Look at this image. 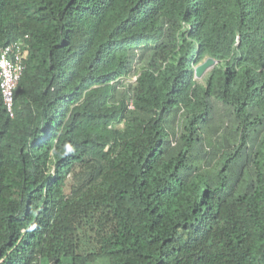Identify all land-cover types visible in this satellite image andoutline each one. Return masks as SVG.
<instances>
[{
  "label": "trees",
  "instance_id": "16d2710c",
  "mask_svg": "<svg viewBox=\"0 0 264 264\" xmlns=\"http://www.w3.org/2000/svg\"><path fill=\"white\" fill-rule=\"evenodd\" d=\"M16 40L0 264H264V0H0Z\"/></svg>",
  "mask_w": 264,
  "mask_h": 264
},
{
  "label": "built area",
  "instance_id": "2783aa9c",
  "mask_svg": "<svg viewBox=\"0 0 264 264\" xmlns=\"http://www.w3.org/2000/svg\"><path fill=\"white\" fill-rule=\"evenodd\" d=\"M27 54V44L22 40L11 41L0 47V89L11 115L14 108V91L23 73V61Z\"/></svg>",
  "mask_w": 264,
  "mask_h": 264
},
{
  "label": "water",
  "instance_id": "95a60500",
  "mask_svg": "<svg viewBox=\"0 0 264 264\" xmlns=\"http://www.w3.org/2000/svg\"><path fill=\"white\" fill-rule=\"evenodd\" d=\"M216 63V60L212 57H208L204 62L196 66L195 75L196 78H202L209 69H211Z\"/></svg>",
  "mask_w": 264,
  "mask_h": 264
},
{
  "label": "rangeland",
  "instance_id": "374dc122",
  "mask_svg": "<svg viewBox=\"0 0 264 264\" xmlns=\"http://www.w3.org/2000/svg\"><path fill=\"white\" fill-rule=\"evenodd\" d=\"M140 66H141V64H140V63H137L135 69H138ZM135 73H136V72L133 73V75L131 76V78H130L129 80H125V83L134 82L135 79H136V75H135ZM227 123H228V122H226V124H227ZM220 125H221V123H220ZM204 164L206 165V167L208 166L206 161H204ZM68 184H70V183H68ZM75 218H76V217H75ZM75 218L73 219V221L75 220ZM105 263H106V262H105ZM105 263H102V264H105Z\"/></svg>",
  "mask_w": 264,
  "mask_h": 264
},
{
  "label": "clouds",
  "instance_id": "9594fccd",
  "mask_svg": "<svg viewBox=\"0 0 264 264\" xmlns=\"http://www.w3.org/2000/svg\"><path fill=\"white\" fill-rule=\"evenodd\" d=\"M207 58H208V57H207ZM207 58H206V59H207ZM212 58H213V57H212ZM206 59H205V60H206ZM214 59H215V58H214ZM205 60H204V61H205ZM215 60H216V59H215ZM204 61H203V62H204ZM216 63H217V60H216ZM216 63H215V64H216ZM200 64H201V63H200ZM198 65H199V64H198ZM214 66H215V65H214ZM214 66H213V67H214ZM195 69H196V67H195ZM211 69H212V68H211ZM209 70H210V69H209ZM209 70H208V71H209ZM208 71H207V72H208ZM195 76H196V75H195Z\"/></svg>",
  "mask_w": 264,
  "mask_h": 264
}]
</instances>
